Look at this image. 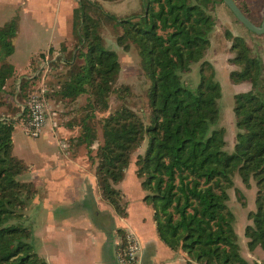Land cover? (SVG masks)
<instances>
[{
    "label": "trees",
    "instance_id": "1",
    "mask_svg": "<svg viewBox=\"0 0 264 264\" xmlns=\"http://www.w3.org/2000/svg\"><path fill=\"white\" fill-rule=\"evenodd\" d=\"M142 1L141 16L117 20L94 0H77L72 18L77 44L69 50L64 42L50 46L34 60L46 59L48 71L60 61L69 65L56 94L62 101L88 94L81 132L72 141L91 147L96 137L87 119L98 108L108 107L107 97L114 91L120 69L116 52L101 45L99 21L120 23L122 33L116 37L117 44L125 49L136 46L143 73L152 81L148 92L150 121L144 124L128 108L102 118V142L96 149L95 167L100 196L124 215L122 194L115 185L123 179L132 153L146 137L144 153L135 161V173L146 191L143 200L153 210L159 239L170 249L183 251L186 264H262L241 255L235 216L227 200L234 173L246 187L254 182L255 209L247 214L249 223L243 235L249 250L256 246L264 250L263 61L251 55L242 37L226 31L232 41L230 50L235 53L229 62L239 66L229 76L236 83L247 81L251 85L249 91L233 96L237 132L233 150L227 152L225 129L215 126L221 87L213 65L203 60L213 29L206 9L214 0ZM18 22L14 16L0 26V95L12 99L27 93L21 109L25 122L26 101L30 93L40 90L36 84L44 69H35L37 74L6 86L14 74L7 59L13 52ZM193 63H199V79L194 88H188L183 75ZM4 104L0 99V106ZM13 120L0 113V264H47L33 248L31 229L21 224L36 190L32 182L20 179L29 166L12 153ZM236 194L245 205L239 190Z\"/></svg>",
    "mask_w": 264,
    "mask_h": 264
},
{
    "label": "rangeland",
    "instance_id": "2",
    "mask_svg": "<svg viewBox=\"0 0 264 264\" xmlns=\"http://www.w3.org/2000/svg\"><path fill=\"white\" fill-rule=\"evenodd\" d=\"M31 0H0V26L8 22L14 16H19V22L21 18L20 37L17 41L20 57L17 58V63L22 65L25 71V64L32 60L33 54H30L27 58V53L31 50L37 49L39 45L48 41L56 33L54 30L57 28V21H53L54 12L50 11L49 14L46 8L39 12H33L30 4ZM101 6L103 11L113 14L117 20L126 18L137 19L144 12L142 0H94ZM244 14L255 25H260L262 22L263 0H234ZM78 5L72 10L69 17V32L67 33L66 41L63 43L67 50L72 49L77 44L76 37L72 31V18L74 11ZM207 13L211 16L213 21V29L209 33L208 37L210 45L206 49L203 60L209 61L215 72V78L221 87V97L218 101L219 118L216 123V127L222 126L225 129V146L224 149L227 152L233 150V145L236 137V124L233 114V96L235 93L247 92L251 89V85L247 81L234 82L229 76L231 70H239V66L233 62H229L230 58L235 56V53L230 50L231 39L227 38L226 31H229L232 36H240L245 41L246 45L250 49V53L253 56L260 58L264 64V32L256 33L246 26H244L231 12L227 5L222 0H214L207 6ZM49 15L51 18H49ZM136 17V18H135ZM99 33L101 35V45L109 50L116 52L120 63V69L113 84L114 91L107 97L108 107L105 109L98 108L94 111L91 118L87 121L89 125L93 127L96 140L91 147L82 145L86 151L87 161L94 169L97 164L96 149L99 143L102 142V127L101 120L110 113L120 108H128L135 112L144 124H148L150 121V104L148 92L152 85V81L147 77L141 67V57L138 53V49L133 44L127 49L118 45L116 37L122 33V27L120 23L115 21L102 20L99 21ZM18 31V30H17ZM58 36L55 34V39ZM53 42V40H51ZM54 44V42H53ZM37 55V52L34 53ZM38 56H36L37 59ZM10 58V57H8ZM38 61L34 59L30 63L31 70H40L42 67ZM69 65L60 61L56 63L52 71L47 73L45 78V87L49 89L46 97L54 99L53 101L59 105L60 109V121L61 123L75 125V130L79 134L81 132V118L87 113L88 109H85L87 104L88 94H82L74 101L61 100L56 94L61 82H63L69 72ZM45 75L48 71L47 67L43 68ZM37 72V71H36ZM33 76V74L31 75ZM29 76V77H31ZM184 84L188 88H194L199 79V63H193L188 73L183 75ZM41 80V79H40ZM40 82V81H39ZM37 82V83H39ZM6 90H9L6 88ZM27 95V93H25ZM25 95L21 97L16 94L15 97L9 99L5 97L6 94H1L0 99L5 104L0 106V113H3L14 120V144L15 154L21 158L24 163L34 162L37 166H40L43 161V156H48L51 151L56 152L60 149V152H64L57 141L48 143L43 137L42 133L37 137L29 135L25 130L24 116L22 115V107L25 104ZM87 98V99H86ZM47 105V103H46ZM54 105H52L53 107ZM48 111L54 110L47 105ZM71 125V126H72ZM70 126V125H69ZM55 134H59L55 132ZM76 135V136H77ZM75 136V137H76ZM65 142L67 141L64 139ZM147 138L145 137L141 145L134 150L131 155L130 163L126 170L129 172L130 177H126L129 180L127 188L128 198L130 200L135 199L138 195L146 194V191L140 187L133 192L131 186L138 185L141 181L136 176L135 161L137 156L144 153ZM69 141H67L68 144ZM74 142V141H72ZM125 170V171H126ZM22 178V176L20 177ZM137 178V181H134ZM234 185L228 190L227 205L236 216L239 226L242 227L244 223H249L247 220V214L250 210L255 209V193L256 187L253 181L250 186L246 187L237 173L233 174ZM25 181V180H24ZM133 181V182H132ZM140 184V183H139ZM36 193L38 188L33 184ZM140 186V185H139ZM116 188V187H115ZM142 193H141V191ZM239 190L240 194L245 200V205H241L237 199L236 191ZM36 197V194H35ZM33 197L24 209V218L21 224L31 229L34 234L35 231L40 229V196ZM35 198V199H34ZM122 203H125L124 199H121ZM146 203V202H145ZM147 204V203H146ZM149 205V204H147ZM150 206V205H149ZM151 208V207H150ZM235 218V220H236ZM236 230V229H235ZM33 248H37L39 241L37 238H32ZM242 255L247 261H257L264 264V250L257 248V246L249 250L247 244H244V248L241 249Z\"/></svg>",
    "mask_w": 264,
    "mask_h": 264
},
{
    "label": "crops",
    "instance_id": "3",
    "mask_svg": "<svg viewBox=\"0 0 264 264\" xmlns=\"http://www.w3.org/2000/svg\"><path fill=\"white\" fill-rule=\"evenodd\" d=\"M30 4L35 13L43 8H46L50 15H52L50 11L54 12L53 21H57V28L54 31L58 36L55 39L54 34L37 49L29 51L27 58L33 54V60L50 46L58 47L66 41L67 33L70 31L69 17L78 2L77 0H31ZM20 26L21 18L18 22V31L13 38V52L7 59L14 69V74L7 81L8 87L17 84L21 78H29L32 74H37L30 69L32 60L25 64V71L16 61L20 57L17 46ZM35 52L37 55H34ZM48 72L44 73L40 82L36 84L40 88L44 87ZM44 100L54 110L48 111V122L41 133L48 143L57 141L64 152H60V149L56 152L51 151L48 156H43L40 166L34 162L25 163L29 166L28 170L20 175L21 180L30 181L38 188L35 194L41 199V225L33 234V238L39 241L38 247L34 248L35 252L47 264H123L118 257V245L121 235L131 231L136 235L141 246L136 264H186V254L183 251L172 250L159 239L153 221V210L145 203L143 195L140 194L132 200L128 198L127 194L130 193L127 191V188H130L129 180H126V177H130L129 174L127 175L128 170L124 172L123 179L115 185L126 203L124 215H119L112 205L100 196L94 169L87 161L85 149L81 148L82 145H74L72 142V138L77 135L75 125L61 123L59 112L62 108H59L50 97L45 96ZM64 139L69 141L68 144ZM12 153L18 157L15 154L14 130ZM137 180L134 178V181ZM139 183L131 186L134 188L133 192L138 189L137 187L141 188ZM245 225L246 223L242 227L239 226L236 218L235 229L240 253L246 244L243 235Z\"/></svg>",
    "mask_w": 264,
    "mask_h": 264
},
{
    "label": "built area",
    "instance_id": "4",
    "mask_svg": "<svg viewBox=\"0 0 264 264\" xmlns=\"http://www.w3.org/2000/svg\"><path fill=\"white\" fill-rule=\"evenodd\" d=\"M40 67H48V61L44 59L38 60ZM48 92L47 87H42L38 92L29 94L26 101L28 108V117L25 121L26 132L37 137L48 122V108L44 100L45 94ZM122 247V249H121ZM141 252V246L136 235L131 231H126L120 237L118 245V257L123 264H136Z\"/></svg>",
    "mask_w": 264,
    "mask_h": 264
},
{
    "label": "water",
    "instance_id": "5",
    "mask_svg": "<svg viewBox=\"0 0 264 264\" xmlns=\"http://www.w3.org/2000/svg\"><path fill=\"white\" fill-rule=\"evenodd\" d=\"M227 7L231 10V12L235 15V17L247 28L256 32L263 33L264 32V0H263V11H262V22L261 24L255 25L250 19L244 14L239 5L234 0H222Z\"/></svg>",
    "mask_w": 264,
    "mask_h": 264
}]
</instances>
